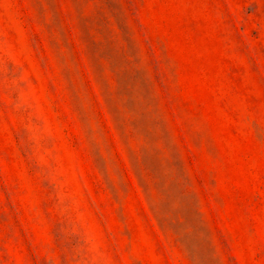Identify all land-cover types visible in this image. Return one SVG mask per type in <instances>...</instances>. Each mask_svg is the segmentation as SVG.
<instances>
[{
    "label": "rangeland",
    "instance_id": "1",
    "mask_svg": "<svg viewBox=\"0 0 264 264\" xmlns=\"http://www.w3.org/2000/svg\"><path fill=\"white\" fill-rule=\"evenodd\" d=\"M0 264H264V0H0Z\"/></svg>",
    "mask_w": 264,
    "mask_h": 264
}]
</instances>
